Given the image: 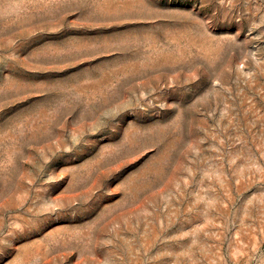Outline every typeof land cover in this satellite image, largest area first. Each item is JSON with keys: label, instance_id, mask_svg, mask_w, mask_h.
<instances>
[{"label": "rangeland", "instance_id": "1", "mask_svg": "<svg viewBox=\"0 0 264 264\" xmlns=\"http://www.w3.org/2000/svg\"><path fill=\"white\" fill-rule=\"evenodd\" d=\"M0 264H264V0H0Z\"/></svg>", "mask_w": 264, "mask_h": 264}]
</instances>
